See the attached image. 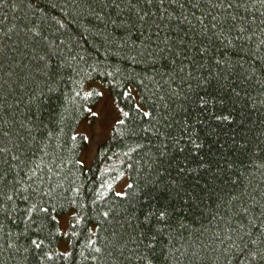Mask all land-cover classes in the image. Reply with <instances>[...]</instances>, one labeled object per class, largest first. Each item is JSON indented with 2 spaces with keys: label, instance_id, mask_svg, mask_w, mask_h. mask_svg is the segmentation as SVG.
Segmentation results:
<instances>
[{
  "label": "trees",
  "instance_id": "trees-1",
  "mask_svg": "<svg viewBox=\"0 0 264 264\" xmlns=\"http://www.w3.org/2000/svg\"><path fill=\"white\" fill-rule=\"evenodd\" d=\"M240 249L264 250V0H0V264Z\"/></svg>",
  "mask_w": 264,
  "mask_h": 264
},
{
  "label": "rangeland",
  "instance_id": "rangeland-1",
  "mask_svg": "<svg viewBox=\"0 0 264 264\" xmlns=\"http://www.w3.org/2000/svg\"><path fill=\"white\" fill-rule=\"evenodd\" d=\"M90 86L95 88L98 91V94L100 97L98 101L94 104V106L92 107V111L97 116H93L91 121H89L90 120L89 119V120L84 121L82 124V126H85V130L87 131V134L89 135V146L82 151V154L79 160L86 167H90L94 159L95 149H94V146L92 145V141L94 142L100 141L101 138L105 135L104 134L105 127H103V129L101 128V126H104L102 122L105 119H100V117L103 115L106 116L107 112H110L111 105H114V102H115L114 97L112 96V92L110 91L106 83L97 81V82L90 83L89 87ZM79 131L81 130L79 129ZM90 135L92 136V138L90 137ZM125 184H126V180H123L122 183L116 185L115 186L116 188L114 187L116 189V192L122 193L125 189ZM68 219H69V214H67L66 217L62 218L61 224L59 222L61 233H62V230L63 232L66 231V228H67L66 225H68ZM65 244H68V242L66 241V238L63 239L58 246V250L60 252L68 251V245L66 247Z\"/></svg>",
  "mask_w": 264,
  "mask_h": 264
},
{
  "label": "snow or ice",
  "instance_id": "snow-or-ice-1",
  "mask_svg": "<svg viewBox=\"0 0 264 264\" xmlns=\"http://www.w3.org/2000/svg\"><path fill=\"white\" fill-rule=\"evenodd\" d=\"M95 115V114H94ZM148 115V113H145ZM161 217H163V213H160ZM33 243H36L33 241ZM39 247V244H36ZM240 254L237 256L236 264H264V250H261L259 254L257 252L249 249L245 252L243 249L239 250Z\"/></svg>",
  "mask_w": 264,
  "mask_h": 264
}]
</instances>
